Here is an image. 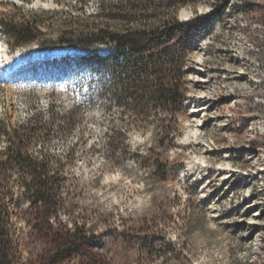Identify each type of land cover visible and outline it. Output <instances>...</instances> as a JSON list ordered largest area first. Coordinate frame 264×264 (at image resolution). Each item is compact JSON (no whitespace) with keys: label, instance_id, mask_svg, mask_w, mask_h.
Segmentation results:
<instances>
[{"label":"rangeland","instance_id":"1","mask_svg":"<svg viewBox=\"0 0 264 264\" xmlns=\"http://www.w3.org/2000/svg\"><path fill=\"white\" fill-rule=\"evenodd\" d=\"M121 1L0 0V23L36 21L56 42ZM195 16H205L201 27L145 50L163 59L190 40L182 108L148 107L144 117L122 94L110 45L49 58L59 45L15 47L0 26V121L43 125L30 153L49 158L61 186L50 231L38 233L41 217L8 183L19 264H264V104L254 82L264 75V0H194L177 13ZM161 125L171 130L164 147Z\"/></svg>","mask_w":264,"mask_h":264},{"label":"trees","instance_id":"2","mask_svg":"<svg viewBox=\"0 0 264 264\" xmlns=\"http://www.w3.org/2000/svg\"><path fill=\"white\" fill-rule=\"evenodd\" d=\"M158 0H124L114 7L101 6L102 23H94L96 18L76 28L62 33L58 41L45 42L39 25L34 22L1 21L4 33L14 39L15 47L37 44L39 48L51 50L60 47L93 48L98 45H112L121 67L122 94L132 101L138 116L144 117L148 107L160 110L176 108L180 110L185 100L183 71L190 52V40L181 37V45L165 49L163 59L145 54L151 46L169 42L177 32L191 25L201 27L205 16H195L186 22L177 18L181 7L189 6L194 0H169L167 7L157 4ZM221 6L208 14L219 15ZM89 22V21H88ZM113 22H115L113 25ZM162 57V56H160ZM26 123L12 126L0 121V138L5 137L7 147L0 149V264H19L17 262L8 202V183L13 182L20 192L18 199L26 201L41 217L35 230L42 233L50 231L49 220L56 215L60 206V183L52 173L49 158L34 157L30 146L39 137L43 125ZM158 144L165 146L171 132L169 126L161 125ZM48 134V132H47ZM158 171L165 165L157 159ZM165 173V172H164ZM163 173V174H164ZM77 231V230H76ZM76 237V233L72 236ZM73 246L68 241L65 243Z\"/></svg>","mask_w":264,"mask_h":264},{"label":"bare ground","instance_id":"3","mask_svg":"<svg viewBox=\"0 0 264 264\" xmlns=\"http://www.w3.org/2000/svg\"><path fill=\"white\" fill-rule=\"evenodd\" d=\"M210 11H212V10H210ZM110 48L114 49V47L112 45H110ZM251 49L253 51H255V52H259L258 49H254L253 47H251ZM79 50L80 49H77L76 50V48H72V47L59 48V49L53 50L51 52H48L47 55L49 56V58L56 57V56H60L59 53H64V54L71 53V54L77 55L78 53L81 54V52ZM3 56H4V54H3ZM37 56H39L41 58L43 56V53L40 52V54H37ZM42 58H44V57H42ZM24 59H25V57H24ZM24 59H22V60H24ZM197 70L200 71L199 69H197ZM240 74L243 75L242 73H240ZM254 82L257 83L256 84V86H257L256 96H258V97H257L256 100H257V102L259 104H264V96H263L264 95V75H262V77H259L257 79H254ZM237 95H238V92H237ZM198 99H199V102H201L203 99H205V96H203V94H201L198 97ZM257 206L259 207V205H257ZM263 213H264V211H263ZM262 216L259 215V213H258V215H254V217H257V218L258 217L261 218Z\"/></svg>","mask_w":264,"mask_h":264}]
</instances>
